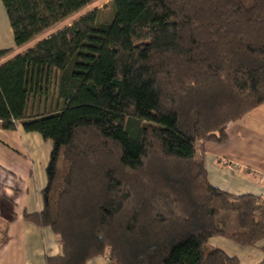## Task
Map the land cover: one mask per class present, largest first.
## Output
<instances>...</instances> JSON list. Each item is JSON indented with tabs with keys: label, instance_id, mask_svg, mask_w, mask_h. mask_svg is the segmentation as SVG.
<instances>
[{
	"label": "trees",
	"instance_id": "1",
	"mask_svg": "<svg viewBox=\"0 0 264 264\" xmlns=\"http://www.w3.org/2000/svg\"><path fill=\"white\" fill-rule=\"evenodd\" d=\"M1 1L20 46L93 0ZM110 7L0 65L1 127L52 146L42 210L24 213L57 236L46 264H239L207 243L257 245L264 198L211 185L201 143L264 104V0Z\"/></svg>",
	"mask_w": 264,
	"mask_h": 264
},
{
	"label": "crops",
	"instance_id": "2",
	"mask_svg": "<svg viewBox=\"0 0 264 264\" xmlns=\"http://www.w3.org/2000/svg\"><path fill=\"white\" fill-rule=\"evenodd\" d=\"M51 28L17 46L0 0V50H8L0 65L62 27ZM226 134L225 144L201 143L209 183L231 194L264 198V104L229 124ZM51 147L37 132H26L20 125L12 130L0 125V264H46L48 257L60 252L51 228L24 219V213L42 210L41 191ZM207 245L238 258L239 264H259L263 258L264 239L255 246H240L225 236H215ZM85 264L114 263L106 253Z\"/></svg>",
	"mask_w": 264,
	"mask_h": 264
},
{
	"label": "rangeland",
	"instance_id": "3",
	"mask_svg": "<svg viewBox=\"0 0 264 264\" xmlns=\"http://www.w3.org/2000/svg\"><path fill=\"white\" fill-rule=\"evenodd\" d=\"M110 2H111V0H93L92 2L87 4L85 7L81 8L79 11L74 13L73 15H71V16L65 18L63 21L57 23V25H55L51 29H54L56 26H57V28L63 27V25L64 26L67 25L68 23L72 22L75 18H77V17H79V16H81L87 12H90L92 10H98V14H99L100 18H103V19L107 18L111 13ZM226 216H228L231 220H233V218H234V216L232 214H229ZM0 230H1V226H0ZM0 238H1V236H0Z\"/></svg>",
	"mask_w": 264,
	"mask_h": 264
}]
</instances>
